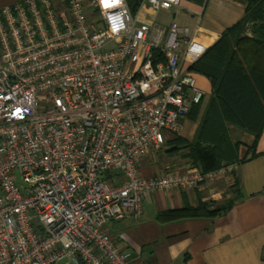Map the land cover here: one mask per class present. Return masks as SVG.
Masks as SVG:
<instances>
[{"label":"built area","instance_id":"2783aa9c","mask_svg":"<svg viewBox=\"0 0 264 264\" xmlns=\"http://www.w3.org/2000/svg\"><path fill=\"white\" fill-rule=\"evenodd\" d=\"M206 50L177 22L138 24L126 0L0 7V264H134L110 221L140 216L149 192L233 173L139 172L203 104L189 66Z\"/></svg>","mask_w":264,"mask_h":264},{"label":"crops","instance_id":"0c3cea01","mask_svg":"<svg viewBox=\"0 0 264 264\" xmlns=\"http://www.w3.org/2000/svg\"><path fill=\"white\" fill-rule=\"evenodd\" d=\"M17 1L0 0V7ZM248 1L180 0L179 5L156 12L142 0L134 18L138 24L164 28L177 22L188 27L190 37L208 49L244 17ZM195 75L206 97L198 119L183 120L177 134L188 142L195 139L213 94L211 82L203 75ZM229 133L233 142L241 144L240 160L232 174L219 176L192 191L149 192L140 216L107 224L106 231L121 250L131 253L134 264H264V132L255 157L248 152L254 142L252 134L234 125L229 126ZM172 136H168L166 145ZM186 153V149L164 156L152 153L141 160L140 175L154 178L181 169L190 164L184 157ZM201 203H211L212 210L216 207H226V210L213 217L170 222L160 219L166 211L197 207Z\"/></svg>","mask_w":264,"mask_h":264},{"label":"trees","instance_id":"16d2710c","mask_svg":"<svg viewBox=\"0 0 264 264\" xmlns=\"http://www.w3.org/2000/svg\"><path fill=\"white\" fill-rule=\"evenodd\" d=\"M142 0L127 1L133 17ZM160 60V52L154 51ZM189 70L205 76L213 94L204 111L192 142L177 134L168 142L176 153L186 149L185 158L204 172L217 171L240 160L241 144L231 139L229 126L234 125L254 136L248 152L257 156L256 148L264 132V0H249L244 17L226 30ZM202 105L192 108L188 118L196 121ZM226 207L211 209V203L164 212V222L180 219L213 217Z\"/></svg>","mask_w":264,"mask_h":264},{"label":"rangeland","instance_id":"374dc122","mask_svg":"<svg viewBox=\"0 0 264 264\" xmlns=\"http://www.w3.org/2000/svg\"><path fill=\"white\" fill-rule=\"evenodd\" d=\"M161 27L164 28L163 26H161ZM168 149H169V146L166 145V143H165V145L161 149H159L156 152H154V155L155 156H164V155H166Z\"/></svg>","mask_w":264,"mask_h":264},{"label":"water","instance_id":"95a60500","mask_svg":"<svg viewBox=\"0 0 264 264\" xmlns=\"http://www.w3.org/2000/svg\"><path fill=\"white\" fill-rule=\"evenodd\" d=\"M20 182V181H19Z\"/></svg>","mask_w":264,"mask_h":264}]
</instances>
